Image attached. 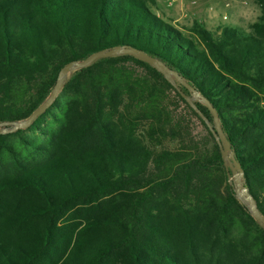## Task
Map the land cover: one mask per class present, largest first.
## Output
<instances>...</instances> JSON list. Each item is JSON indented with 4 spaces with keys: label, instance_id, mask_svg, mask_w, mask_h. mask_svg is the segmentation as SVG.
Listing matches in <instances>:
<instances>
[{
    "label": "trees",
    "instance_id": "obj_1",
    "mask_svg": "<svg viewBox=\"0 0 264 264\" xmlns=\"http://www.w3.org/2000/svg\"><path fill=\"white\" fill-rule=\"evenodd\" d=\"M146 1L0 0V121L25 118L65 63L137 48L208 101L264 216V0H252L248 32L193 21L191 36ZM175 84L130 55L98 58L69 72L26 128L0 134V264H264V231ZM162 87L206 142L171 119Z\"/></svg>",
    "mask_w": 264,
    "mask_h": 264
},
{
    "label": "rangeland",
    "instance_id": "obj_2",
    "mask_svg": "<svg viewBox=\"0 0 264 264\" xmlns=\"http://www.w3.org/2000/svg\"><path fill=\"white\" fill-rule=\"evenodd\" d=\"M146 3L156 15L188 36L192 35L190 27L193 21L211 32L223 25L248 32L259 14L258 6L252 0H147ZM133 71L137 76H145L139 68L133 67ZM157 100L183 131H189L197 141L206 142L204 128L189 115L172 90L160 88ZM166 145L172 147L174 142Z\"/></svg>",
    "mask_w": 264,
    "mask_h": 264
},
{
    "label": "water",
    "instance_id": "obj_3",
    "mask_svg": "<svg viewBox=\"0 0 264 264\" xmlns=\"http://www.w3.org/2000/svg\"><path fill=\"white\" fill-rule=\"evenodd\" d=\"M121 54H127L135 59L145 62L146 64L151 66L155 71H157L160 75H162L164 80L167 81L172 87L177 88L175 82H178L188 89L191 96H185L183 94L180 95L187 102V104L200 116V118L204 121L205 125L207 126L209 132L211 133L222 158V163L226 172L227 182L232 185L236 199L246 207L253 221L264 231V216L261 215V213L258 211L253 198L249 195L245 185L242 182V170L237 161L235 160L233 152L229 147V143L221 131L214 109L209 105L206 99L201 97L197 92L193 91L192 88L188 86L182 80V78L177 75L175 71L168 68L159 59L147 55L146 53L137 48L127 45H115L110 48H102L97 51H94L82 60H71L65 63L57 71L54 83L46 98L37 107H35L25 118L12 121H0V134L10 133L17 129L26 128L37 115L41 114L49 105H51L58 92L60 91L62 85L64 84L68 73L72 70L85 67L98 58ZM193 100H198L206 106V108L211 114L212 124H209L208 121L195 108L192 103Z\"/></svg>",
    "mask_w": 264,
    "mask_h": 264
}]
</instances>
